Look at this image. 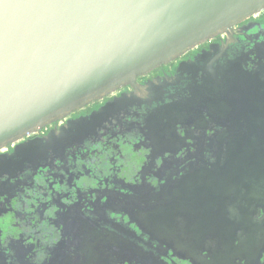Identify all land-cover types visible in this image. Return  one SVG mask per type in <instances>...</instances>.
Segmentation results:
<instances>
[{
	"label": "flooded vegetation",
	"instance_id": "af4514ba",
	"mask_svg": "<svg viewBox=\"0 0 264 264\" xmlns=\"http://www.w3.org/2000/svg\"><path fill=\"white\" fill-rule=\"evenodd\" d=\"M138 82L0 152L61 135L0 177V264H264V10Z\"/></svg>",
	"mask_w": 264,
	"mask_h": 264
},
{
	"label": "water",
	"instance_id": "95a60500",
	"mask_svg": "<svg viewBox=\"0 0 264 264\" xmlns=\"http://www.w3.org/2000/svg\"><path fill=\"white\" fill-rule=\"evenodd\" d=\"M263 10L264 0H0V152L120 90L135 98L145 91L139 79ZM233 98L238 117L247 116L246 96ZM121 104L69 129H104ZM58 136L0 156V177L48 159ZM255 150L264 154V145Z\"/></svg>",
	"mask_w": 264,
	"mask_h": 264
}]
</instances>
